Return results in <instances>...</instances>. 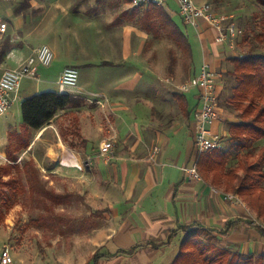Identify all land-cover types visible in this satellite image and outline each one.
I'll list each match as a JSON object with an SVG mask.
<instances>
[{
	"label": "crops",
	"instance_id": "obj_1",
	"mask_svg": "<svg viewBox=\"0 0 264 264\" xmlns=\"http://www.w3.org/2000/svg\"><path fill=\"white\" fill-rule=\"evenodd\" d=\"M170 1L174 2L168 0L163 8L173 17L177 7L176 11L170 10ZM94 2L30 1L31 6L36 4L35 8H38L40 34L45 39L40 44H47L52 49L53 60L65 62L56 78L39 77L35 81L57 85L65 67L77 68L78 76L80 70H86L85 80L78 82V91L71 93L82 100L80 105L61 110L40 130L28 129V146L23 150L32 151L36 141L53 128L58 139L46 141L44 150L38 157L33 156L34 159L50 174L62 175L66 171L77 179L74 181L77 191L87 189L90 211L102 213L103 225L91 234L83 235L85 237L80 241L94 244L81 264H170L178 248L181 228L190 225L212 229L217 241L232 250L264 254V222L257 218L254 210L240 197L242 202L224 199L226 191L220 184L205 179L200 170V178L188 173L197 159L192 116L197 89L191 93L192 97H188V92L181 93L160 84L158 47L151 44L146 48L139 41L133 47H127L124 35L113 37L118 38L114 42L111 21H104V12L96 14L93 11ZM202 2L214 6L210 1ZM200 24L199 32L194 30L200 44L199 69L206 62L217 70L224 60V53L231 50L233 44L215 42L216 32L204 21ZM30 31L25 29L24 32L30 35ZM9 36L10 39L0 46V73L3 68L17 66L19 60L40 45L30 47L28 52L23 43L15 45L14 37ZM145 48L149 55H143ZM195 61L193 54V76L199 71L195 70ZM220 82L221 79L219 93L223 87ZM39 90L30 89L25 95ZM47 90L58 91V86ZM175 93L183 94L188 100L191 110L188 117ZM98 107L105 123L95 112ZM61 113L64 119L68 116L71 120L59 130L62 125L52 122ZM232 122H237V117L220 109V118L211 129L227 137ZM73 126L80 139L68 134ZM107 139L112 140L114 151V157L109 160L99 154L100 143ZM225 139L221 140L222 146ZM250 144L254 152L249 159L253 160L256 175L248 180H255L260 188H264V138ZM258 166L261 175L256 173ZM81 177L86 178L85 184L79 183ZM174 230L175 236L172 235ZM8 238L5 246L13 258L11 264H37L29 260L21 262L14 251V239ZM47 259H40L39 264H48ZM65 260V264H74L78 258L71 256Z\"/></svg>",
	"mask_w": 264,
	"mask_h": 264
},
{
	"label": "rangeland",
	"instance_id": "obj_2",
	"mask_svg": "<svg viewBox=\"0 0 264 264\" xmlns=\"http://www.w3.org/2000/svg\"><path fill=\"white\" fill-rule=\"evenodd\" d=\"M21 1L5 2L0 0V17L8 25V30H6L7 35L0 38V46L3 42H7V39H10L9 35H11V37H14L15 45L23 43L24 50L30 51V47L37 46L45 39L40 34V22L37 15L38 8H35L36 4L31 6L30 3L29 7H23L21 11L16 13L15 9L17 10L16 7H20ZM82 1L88 3V0ZM194 1L202 2V0ZM205 1H210L214 5L213 8L216 12L228 15L234 21L237 28L235 38L233 39V47L224 53V60L216 71L222 73L220 79L223 83L222 91L219 93V118L220 109H226L237 117V121H240L239 111L231 101L232 87L236 84V80L231 74L233 63L229 58L241 57L249 52L260 51L256 47L264 43L256 35L264 31V0ZM94 4L93 11L96 14L104 12V21L107 19L111 21L110 30L112 32V38L118 37V35H124L123 37H125L127 47H133L138 41L146 48H149L151 44H155L158 47L159 50L156 53L159 64L157 77L159 78L160 84L168 85L173 90H177L176 85L187 80L189 58L184 55L177 43L163 31L159 30L157 37L151 36L139 20L144 11L153 6L132 7L128 0H95ZM158 7L164 10L163 6ZM169 8L172 11H176L175 3L170 1ZM132 10L134 11L131 13ZM89 14H93L92 11H89ZM172 18L175 24L184 29L188 35L194 58H196L195 70L197 69L198 71L201 64L198 54L200 44L195 36L194 28L184 25L181 17L177 13ZM25 29L31 30L30 33L32 34L26 35L24 32ZM113 41H118V38H113ZM146 48L143 52L144 56L150 54ZM170 55L175 60L172 66L169 65ZM64 64L65 62L63 60H53L49 66H40L37 71V76L44 79H54ZM85 77L86 70H80L78 82L80 83L85 80ZM50 88L56 89L57 85L41 81L37 82L29 78L22 79L17 100L7 113L0 116V148L5 155V159L0 160V167L11 163L8 160L11 157L10 155H18V159H20L21 181L24 187V191L15 195L11 201L0 202V249L6 247L5 245L9 236L11 239H14V251L18 255L16 257L21 262L22 260H29L32 262L36 261L39 264L40 259L48 258V264H65L66 257L75 256L78 258V261L74 264H81L83 262L82 258L89 254L91 248L94 246L93 243L89 242L81 243L80 241L85 237L83 235L91 234L94 230L99 229L104 221L102 213L99 211L91 209L93 211L91 213L90 205L86 199L87 189L81 188L80 191H77L76 186H74L76 183L74 181H77V179L71 177L66 171L62 175L55 176L50 174L42 170L38 161L34 159L35 156L38 157L40 152L44 150L46 141L52 142L58 139L55 130L49 128L41 137V140L36 141L32 151L24 152L20 148L16 150L18 135L23 133L19 127L21 123L20 103L23 97L26 96L25 92L30 89H40L38 91L40 93ZM194 90L192 89V92H188L187 96L192 97L191 93ZM95 112L100 121L105 123L99 107L95 109ZM69 120H71V117L69 118L67 116L64 119L61 113L52 123L58 124V126L62 125L61 128H58L62 130L64 129L62 128L63 125H68ZM230 132L227 137L219 134L221 140L226 138V142L223 146L221 145L211 151L227 149V159L223 167L224 169L227 167H236L239 164V160L241 163L245 162L244 155L247 153L250 155L254 152V148L252 149L250 142L246 149L238 146V140L236 139V133L238 132L234 129H231ZM23 134L25 135L24 139L28 140V133ZM242 134L240 132L238 135L242 136ZM238 139H241V137ZM31 161L34 163L30 164ZM248 161L253 162L252 159H248ZM236 163L237 165H235ZM243 165L246 164L243 163ZM253 170L248 171V175L251 177L256 175ZM257 171L256 173H260L259 175H261L262 170L259 166ZM243 174L242 169H240L235 174L233 180H226L227 186L223 183L224 178L221 179L222 181L219 184L223 190L235 193L237 185L239 182H242ZM7 178L8 176L1 173L0 179L2 181H7ZM79 181V183L85 184L86 178L81 177ZM245 183L250 182L247 180ZM2 189L5 193H8L7 189ZM91 220L92 222H89ZM207 236L208 233L197 230L194 236L190 238V243L201 241ZM56 238H58L57 242H55ZM216 242L221 245L219 241ZM190 243L183 248V251L194 249L193 247L191 248ZM231 251L240 252L232 249Z\"/></svg>",
	"mask_w": 264,
	"mask_h": 264
},
{
	"label": "trees",
	"instance_id": "obj_3",
	"mask_svg": "<svg viewBox=\"0 0 264 264\" xmlns=\"http://www.w3.org/2000/svg\"><path fill=\"white\" fill-rule=\"evenodd\" d=\"M30 1L22 0L20 7H16L15 12L21 11L23 7H29ZM139 20L148 32L157 35L159 30L163 31L177 43L180 50L189 58L188 77H193V51L186 31L176 25L172 17L158 6L146 9ZM256 36L264 43V31ZM256 48L260 51L229 58L233 63L231 74L236 80V84L232 87L231 101L238 109L241 118L240 121L232 122L229 130L234 129L238 132L236 133L237 144L245 149L249 142L264 138V44L258 45ZM169 61V65L172 66L175 61L174 57L170 55ZM174 96L179 100L184 115L188 117L191 112L188 108V100L183 94L175 93ZM81 101L79 97L69 93L53 90L28 95L20 103L21 123L19 127L23 133H27L28 129L40 130L50 124L59 111L68 107H77ZM240 132L243 133L242 136L238 135ZM23 133L18 135L16 150L18 148L24 150L28 146V140L24 139ZM68 134L80 139L76 127H71ZM239 137L241 139H238ZM226 153L227 149H221L201 154L197 162L198 172L200 170L201 175L214 184H219L224 178L223 183L227 186L226 180H233L235 174L242 169L244 173L242 182L237 185L235 193L254 210L257 218L264 222V188H260L255 180L245 183L251 177L248 175V171L253 170V162H247L250 157L249 153L244 155L245 162L241 163L239 160L236 167L224 169ZM10 156L8 160L11 163L0 167V175L3 173L8 176L7 181L0 179V202L11 201L15 195L24 191L19 167L20 159H18V155ZM33 163V161L30 162V164ZM2 188L7 189L8 193H5ZM197 230L208 233V236L196 243H190V238ZM181 231L178 248L170 264H264V254L255 256L252 253L234 252L229 247L217 244L218 237L210 228L190 225L182 227ZM175 232L176 230L172 231V235ZM188 243L194 249L183 251Z\"/></svg>",
	"mask_w": 264,
	"mask_h": 264
},
{
	"label": "built area",
	"instance_id": "obj_4",
	"mask_svg": "<svg viewBox=\"0 0 264 264\" xmlns=\"http://www.w3.org/2000/svg\"><path fill=\"white\" fill-rule=\"evenodd\" d=\"M12 2L16 0H1ZM168 0H128L132 7L163 6ZM177 13L183 23L191 26L199 32V25L204 21L216 33L214 40L217 43L230 42L233 44L237 28L226 14L216 12L212 5L207 2H196L194 0H173ZM7 22L0 17V38L6 33ZM54 59V53L47 44H40L27 57L18 61L13 68H4L0 73V116L11 108L18 98L21 80L24 78L39 80L37 71L40 66H49ZM221 74L210 68L204 62L198 73L186 81L176 85L181 93L197 89V103L192 110L194 120L193 142L197 151V159L188 173L194 178H200L197 169L199 156L211 152L221 146V136L212 131L211 127L219 118V79ZM58 91L61 93L77 92L78 69L65 67L60 73L57 81ZM99 154L109 160L114 157L113 142L111 139L104 140L99 145ZM5 159L3 150L0 148V160ZM224 199L242 202L238 195L231 192L224 193ZM13 258L7 247L0 249V264H11Z\"/></svg>",
	"mask_w": 264,
	"mask_h": 264
}]
</instances>
